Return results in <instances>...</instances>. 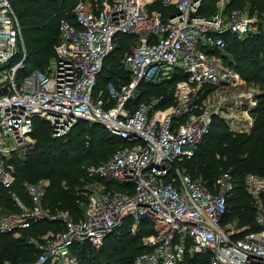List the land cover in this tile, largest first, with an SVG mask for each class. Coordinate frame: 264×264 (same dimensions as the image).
Returning <instances> with one entry per match:
<instances>
[{
	"label": "built area",
	"instance_id": "built-area-1",
	"mask_svg": "<svg viewBox=\"0 0 264 264\" xmlns=\"http://www.w3.org/2000/svg\"><path fill=\"white\" fill-rule=\"evenodd\" d=\"M156 1L174 11L151 8ZM204 1L79 0L73 9L76 23L60 22L52 63L44 71H28L20 81L17 71L27 57L22 25L11 1L0 0V187L15 179L4 157L31 142L35 118L47 121L55 136L86 120L128 143L88 167L91 175L121 187L97 191L91 186L80 220L68 210L44 206L46 180L24 185L30 204L13 194L18 211L3 212L0 190V232L16 234L42 220L62 223L30 264H79L75 246L100 248L128 219L133 233L142 220L154 224L132 264H183L187 253L208 254V264H264V176L244 177L258 225L248 230L225 218L236 187L231 172L208 185L180 165L195 155L214 117L232 133L249 132L261 92L243 80L223 52L226 34L242 39L264 31V22L238 10L202 15ZM118 34L134 39L122 59L131 79L109 82L104 97L95 89ZM177 71L182 78L172 104L159 107L162 97L134 104L141 82L160 83Z\"/></svg>",
	"mask_w": 264,
	"mask_h": 264
},
{
	"label": "trees",
	"instance_id": "trees-1",
	"mask_svg": "<svg viewBox=\"0 0 264 264\" xmlns=\"http://www.w3.org/2000/svg\"><path fill=\"white\" fill-rule=\"evenodd\" d=\"M10 1L20 18L27 50L24 65L17 71L18 78L25 68L46 70L60 38V22L67 19L76 23L73 9L79 0ZM214 2L205 0L199 13L214 14L212 9L209 10L215 8ZM230 5L235 8L248 6L251 14L256 11L260 22H264V0H230ZM151 8L162 10L166 14L174 11L161 1H156ZM133 40L127 34L117 35L116 47L106 57L98 76L95 94L103 90L104 97H107L106 86L109 82L118 85L131 79V73L122 59ZM226 41L223 55L227 62L238 70L246 83H254L260 88L256 123L249 132L235 134L229 131L222 119L214 117L210 131L197 145L195 155L183 160L180 165L194 178H200L208 185L213 184L222 172H231L236 180V187L228 200L225 218L236 220L239 227L257 230L256 204L246 191L244 177L250 172L264 176V31L242 39L226 34ZM18 58L19 56L13 59L12 64ZM103 72L107 73L105 82L101 79ZM181 78L182 73L177 71L172 78L160 83L141 82L133 99L134 104L150 100L147 96L154 86L165 85L169 86L168 89L175 90L176 83ZM168 89L156 94L162 97L159 107H166L174 102V91L171 93ZM31 135L34 141L26 150L25 156L14 151L7 160V165L13 168L15 179L10 186L0 187L3 206L16 209L13 194L30 204L24 185L46 180L48 185L44 206L52 212L68 210L76 220L84 218L86 202L91 192L89 185L93 182H106L97 175H91L88 167L105 162L117 148L128 143L113 136L104 126L90 124L86 120H79L66 134L55 136L47 121L35 118ZM106 184L111 186L109 182ZM116 187L119 189L121 186ZM129 223L128 219L118 227L100 248L89 244L75 246L74 254L78 256L79 264H132L136 256L145 250L142 238L154 232V224L150 220H142L140 231L133 233ZM62 228L60 221L42 220L22 229L19 236L13 232H0V264H30L40 251L31 239L37 238L39 242H43V236L47 232ZM208 263V254L187 253L183 264Z\"/></svg>",
	"mask_w": 264,
	"mask_h": 264
},
{
	"label": "rangeland",
	"instance_id": "rangeland-1",
	"mask_svg": "<svg viewBox=\"0 0 264 264\" xmlns=\"http://www.w3.org/2000/svg\"><path fill=\"white\" fill-rule=\"evenodd\" d=\"M84 1H92V0H84ZM215 2H214V4H215V8H210L209 10H211L212 9V11L213 12H217V11H220V12H222V14L224 15V16H227L228 14H231L234 10H238V11H246V12H248L249 14H251V11H250V7H248V6H245V7H243V8H235L234 6H232V5H230L229 6V1L230 0H214ZM93 2V1H92ZM252 16H256V11H254L253 12V14H251ZM259 19V18H258ZM56 46H57V44L55 45V48H54V55H52V57L50 58V61H49V64L48 65H50L51 63H52V61H53V59H54V57L56 56ZM31 69L29 68H25L24 70H23V73H22V75H21V77H20V81L22 80V78H23V76L28 72V71H30ZM106 72H103L102 73V75H101V79L103 80V82H105L107 79L105 78V76H106ZM169 88V86H165V85H163L162 87L161 86H159V87H153V88H151V92H150V94H148V96L147 97H150V98H153V97H158L156 94H158V93H162V92H164V91H167V89ZM169 90V92H173L174 91V88H170V89H168ZM31 137V142H28V143H26V144H23V145H19V146H15L9 153H7L6 154V156L4 157V163H5V165L7 166V167H10L11 169H12V171H13V168L11 167V166H9V165H7V160L11 157V155H12V153L15 151V152H17L19 155H21V156H25V154L27 153L26 152V150L31 146V144L33 143V141H34V139H33V136L31 135L30 136ZM11 143H12V141H11ZM93 165H98V164H93ZM256 174V173H255ZM259 175V174H258ZM261 176H263V175H261ZM15 177V176H14ZM89 186H92V188L93 189H96L97 191H102V190H108V189H111V188H114V187H116V185H114V184H112L111 186L110 185H107L106 184V182H102V183H100V182H93L92 184H90ZM88 186V187H89ZM88 197H89V195H88ZM13 202V201H12ZM11 202V203H12ZM16 205V204H15ZM87 206H88V201L86 202V208H85V213H86V210H87ZM13 207H14V205H13ZM11 211H18V207L16 206V209H10V208H6L5 206H3V212L4 213H6V212H11ZM233 226L235 227V228H237V227H239L238 225H237V221L233 224ZM59 230V229H58ZM56 230H50L49 232H47V234H45L44 236H43V242H39L38 240H37V238L35 239V238H32L31 239V242H33V243H35L36 244V246H38L39 248H40V251H39V253H38V255L40 254V252L42 251V249L45 247V245H46V243L48 242V240H49V237L51 236V234H53L54 232H55ZM21 234V230L20 231H18L15 235L16 236H19Z\"/></svg>",
	"mask_w": 264,
	"mask_h": 264
}]
</instances>
